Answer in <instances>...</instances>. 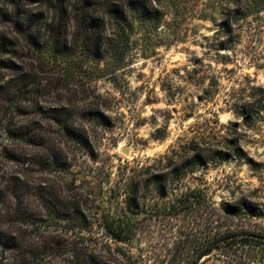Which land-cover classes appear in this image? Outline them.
I'll list each match as a JSON object with an SVG mask.
<instances>
[{
    "label": "trees",
    "instance_id": "obj_1",
    "mask_svg": "<svg viewBox=\"0 0 264 264\" xmlns=\"http://www.w3.org/2000/svg\"><path fill=\"white\" fill-rule=\"evenodd\" d=\"M164 1L0 0V264H143L126 246L147 214L177 224L165 264H264L257 205L217 203L183 185L223 158L212 145L190 143L162 173L142 168L102 187L67 177L78 165L67 148L94 154L83 120L111 126L104 105L79 90L81 77L122 70L135 28H157ZM252 1L264 11V0ZM153 190L164 201L148 205Z\"/></svg>",
    "mask_w": 264,
    "mask_h": 264
},
{
    "label": "rangeland",
    "instance_id": "obj_2",
    "mask_svg": "<svg viewBox=\"0 0 264 264\" xmlns=\"http://www.w3.org/2000/svg\"><path fill=\"white\" fill-rule=\"evenodd\" d=\"M157 7L158 27L135 28L122 70L81 77L79 90L96 96L111 126L83 120L94 154L67 148L78 164L67 177L77 176L80 185L90 175L102 187L142 168L162 173L168 160L189 153L190 143L212 145L223 158H212L184 187L202 189L217 203L246 198L263 213L264 225V116L257 115L264 109L257 104L264 98V11L252 0H166ZM205 90L216 95L207 98ZM151 195L148 205L164 201ZM144 217L126 249L143 264H165L177 224Z\"/></svg>",
    "mask_w": 264,
    "mask_h": 264
}]
</instances>
